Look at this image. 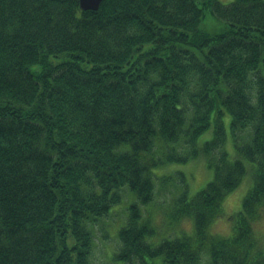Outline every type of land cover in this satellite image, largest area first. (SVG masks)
Wrapping results in <instances>:
<instances>
[{
  "label": "trees",
  "instance_id": "obj_1",
  "mask_svg": "<svg viewBox=\"0 0 264 264\" xmlns=\"http://www.w3.org/2000/svg\"><path fill=\"white\" fill-rule=\"evenodd\" d=\"M79 1L0 0V264H92L124 187L115 264H264V0ZM201 156L213 181L176 199L195 235L148 242L155 173ZM249 169L234 233L210 234Z\"/></svg>",
  "mask_w": 264,
  "mask_h": 264
},
{
  "label": "rangeland",
  "instance_id": "obj_2",
  "mask_svg": "<svg viewBox=\"0 0 264 264\" xmlns=\"http://www.w3.org/2000/svg\"><path fill=\"white\" fill-rule=\"evenodd\" d=\"M209 24V22H208ZM229 116L225 119L228 124ZM226 150L231 158L236 156L233 137L228 130ZM211 138V132L203 139ZM165 150L163 149L162 152ZM156 150L145 155V160L149 163L148 156ZM160 156V155H159ZM247 165L249 163L247 162ZM154 175L155 194L153 199L146 205L140 206V211L144 220H150L154 229V234L147 238V241L158 245L164 240L179 236L195 235V223L191 217H178L176 199L183 192L194 195L204 189L214 179V169L209 168L205 157L188 163H174L165 165ZM252 172L246 174L238 188L229 193L222 205V216L216 218L209 226L208 231L212 235L230 237L234 233L233 216L241 210L242 201L252 188ZM122 199L113 205L110 212L99 219L93 226L92 231L95 236L92 264H115V253L119 249V230L127 224L130 206L137 201L134 193L128 187L120 190ZM255 236L264 245V213L263 216L254 223ZM157 263L161 260L157 259ZM203 264L210 263V257L205 254L202 259ZM118 264L122 262L118 261Z\"/></svg>",
  "mask_w": 264,
  "mask_h": 264
},
{
  "label": "water",
  "instance_id": "obj_3",
  "mask_svg": "<svg viewBox=\"0 0 264 264\" xmlns=\"http://www.w3.org/2000/svg\"><path fill=\"white\" fill-rule=\"evenodd\" d=\"M103 0H80L81 10H98Z\"/></svg>",
  "mask_w": 264,
  "mask_h": 264
},
{
  "label": "bare ground",
  "instance_id": "obj_4",
  "mask_svg": "<svg viewBox=\"0 0 264 264\" xmlns=\"http://www.w3.org/2000/svg\"><path fill=\"white\" fill-rule=\"evenodd\" d=\"M238 187H239V186H238ZM238 187H237V188H238ZM244 198H245V197H244ZM243 200H244V199H243ZM242 202H243V201H242ZM262 245H263V244H262ZM263 246H264V245H263Z\"/></svg>",
  "mask_w": 264,
  "mask_h": 264
}]
</instances>
